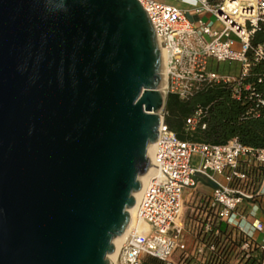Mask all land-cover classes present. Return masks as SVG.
Returning <instances> with one entry per match:
<instances>
[{
	"label": "water",
	"instance_id": "95a60500",
	"mask_svg": "<svg viewBox=\"0 0 264 264\" xmlns=\"http://www.w3.org/2000/svg\"><path fill=\"white\" fill-rule=\"evenodd\" d=\"M137 0H0V264H110L158 138Z\"/></svg>",
	"mask_w": 264,
	"mask_h": 264
},
{
	"label": "built area",
	"instance_id": "2783aa9c",
	"mask_svg": "<svg viewBox=\"0 0 264 264\" xmlns=\"http://www.w3.org/2000/svg\"><path fill=\"white\" fill-rule=\"evenodd\" d=\"M137 1L164 56V101L168 94L187 101L214 85L228 86L235 98L250 90L245 83L249 70L264 62V40L251 45L264 25V0ZM213 62L239 67L234 73H219ZM257 103L264 104L261 99ZM158 114L149 173L112 264H143L145 258L180 264L186 235L195 239L197 233L203 237L196 241V254L202 258L197 264H264V220L258 217L264 177L255 181L244 170L264 166V149L243 146L236 138L224 145L180 141L165 124L164 107ZM204 116L202 109L195 110L185 120L187 129L204 128ZM201 178L213 185L211 196L206 206L188 207L186 193L195 190Z\"/></svg>",
	"mask_w": 264,
	"mask_h": 264
},
{
	"label": "trees",
	"instance_id": "16d2710c",
	"mask_svg": "<svg viewBox=\"0 0 264 264\" xmlns=\"http://www.w3.org/2000/svg\"><path fill=\"white\" fill-rule=\"evenodd\" d=\"M263 40L264 25L261 24L251 38V45L261 44ZM245 83L250 84V90L243 91L239 98L233 97L230 88L225 85L211 86L196 93L187 101L168 94L164 106L165 124L180 141L224 145L236 138L243 146L264 149V104L257 103L258 99L264 102V62L251 66ZM197 109H202L205 113L202 120L205 127L201 128L199 125L194 130H189L185 120ZM244 170L255 181H260L264 177V166L248 167ZM193 204L197 207L206 206L207 199H197L195 194ZM194 237L198 242L203 241L199 233L194 234ZM198 262L195 255L186 253L179 255L180 264ZM145 264L161 263L146 258Z\"/></svg>",
	"mask_w": 264,
	"mask_h": 264
},
{
	"label": "crops",
	"instance_id": "0c3cea01",
	"mask_svg": "<svg viewBox=\"0 0 264 264\" xmlns=\"http://www.w3.org/2000/svg\"><path fill=\"white\" fill-rule=\"evenodd\" d=\"M195 158H197V157L194 156L193 157V160H195ZM212 188H213V185L209 181L201 178L200 185L195 190L191 191L190 193H186L185 199L187 201V206L188 207H191V208L197 206L196 204H193L192 205L193 198L195 197V194L197 196V199L204 198V199H207L208 200L209 197L211 196ZM197 201L198 200H196V202ZM258 205H259V208H260V211L258 213V217L261 220H264V216H263V212H264V196L258 200ZM256 238L257 239H260V236L257 235ZM188 250H189V245H187L186 254L193 255V253L192 254L191 253H188ZM145 261H146V258L144 259L143 264H145Z\"/></svg>",
	"mask_w": 264,
	"mask_h": 264
},
{
	"label": "rangeland",
	"instance_id": "374dc122",
	"mask_svg": "<svg viewBox=\"0 0 264 264\" xmlns=\"http://www.w3.org/2000/svg\"><path fill=\"white\" fill-rule=\"evenodd\" d=\"M216 29H220V26L219 25H216L215 26ZM213 64V69L214 70H217L219 73H234L236 72V69H238V65L235 64V63H232V64H228V63H224V64H216V63H212ZM195 160H192V165L193 166H198V161H199V157L197 155H195ZM186 243L187 245H189V250H188V253H193V255L196 256L197 260H199V262L202 260V258H199L196 254V250H197V247H198V243L196 242V240L190 236V235H186Z\"/></svg>",
	"mask_w": 264,
	"mask_h": 264
},
{
	"label": "bare ground",
	"instance_id": "6f19581e",
	"mask_svg": "<svg viewBox=\"0 0 264 264\" xmlns=\"http://www.w3.org/2000/svg\"><path fill=\"white\" fill-rule=\"evenodd\" d=\"M160 55H161V84H160V90H163L164 87H165L166 74H165V67H164V56H163L162 52H160ZM151 162H152V160H151ZM150 166H151V164H150ZM148 173H149V170H148V172H147L144 176L139 177V179H140L141 182H142V185H143V183L145 182V180H146V178H147V176H148ZM140 192H141V191H140ZM140 192H138V193H136V194L133 193V198H134V200H135V204H134V206H133L132 208H130V209L127 210L128 214H129V216H130V222H129V225H130L131 222H132L131 220H132L133 215H134L136 201H137V199H138L139 196H140ZM129 225H128V227H129ZM128 227H127V229H126V231H125V233H124V235H123V237H122L121 242L123 241V239H124V237H125V234L127 233ZM140 228H141L142 231H145V228H146V227H145L144 225H141ZM121 242H120V244H121ZM119 246H120V245H119ZM115 256H116V254H115ZM115 256H114V258H113V260H112V262H111L110 264L113 263V261H114V259H115Z\"/></svg>",
	"mask_w": 264,
	"mask_h": 264
}]
</instances>
